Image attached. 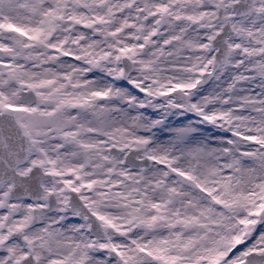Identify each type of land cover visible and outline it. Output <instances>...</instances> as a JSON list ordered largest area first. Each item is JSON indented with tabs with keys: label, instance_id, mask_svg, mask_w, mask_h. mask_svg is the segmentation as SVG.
<instances>
[{
	"label": "snow or ice",
	"instance_id": "6c2138e0",
	"mask_svg": "<svg viewBox=\"0 0 264 264\" xmlns=\"http://www.w3.org/2000/svg\"><path fill=\"white\" fill-rule=\"evenodd\" d=\"M0 264H264V0H0Z\"/></svg>",
	"mask_w": 264,
	"mask_h": 264
}]
</instances>
